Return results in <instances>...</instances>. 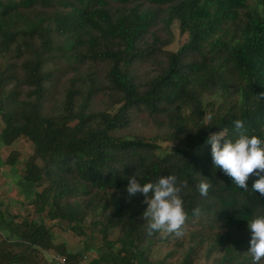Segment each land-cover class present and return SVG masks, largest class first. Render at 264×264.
I'll list each match as a JSON object with an SVG mask.
<instances>
[{
  "label": "trees",
  "instance_id": "1",
  "mask_svg": "<svg viewBox=\"0 0 264 264\" xmlns=\"http://www.w3.org/2000/svg\"><path fill=\"white\" fill-rule=\"evenodd\" d=\"M174 24L185 38L167 50ZM100 92L109 105L95 110ZM261 92L264 0H0V142L32 143L17 182L38 215L6 216L0 202V264H251L248 223L264 214V196L251 190L259 177L237 187L215 168L208 137L224 129L235 140L240 119L264 139ZM205 95L216 99L209 108ZM138 112L154 135L127 132ZM170 174L188 185L184 235H148V205L128 193L129 178ZM46 219L85 236L83 247L55 242ZM92 234L97 248L85 241ZM86 250L96 252L88 263Z\"/></svg>",
  "mask_w": 264,
  "mask_h": 264
},
{
  "label": "clouds",
  "instance_id": "2",
  "mask_svg": "<svg viewBox=\"0 0 264 264\" xmlns=\"http://www.w3.org/2000/svg\"><path fill=\"white\" fill-rule=\"evenodd\" d=\"M259 99L264 100V92L259 93ZM212 120V116H208ZM237 130L235 140L227 138L226 130L210 133L208 142L211 143V154L215 168L223 170L233 183L244 190H248L247 181L251 175L259 178L253 183L251 190L264 196V139L255 134H249L244 129L242 120L234 121ZM221 140L224 143L221 144ZM127 191L134 196L141 193L148 205L143 217L147 223V233L155 232L174 234L177 238L184 235V227L188 220V213L184 206L182 190L188 187L187 182L178 184L177 176L170 174L160 176L155 182L141 183L135 177L129 178ZM211 188L210 182L202 179L198 185L201 196L206 197ZM194 214L200 213L199 208L192 210ZM248 228L251 230L250 248L251 264L264 262V214L254 216L249 220Z\"/></svg>",
  "mask_w": 264,
  "mask_h": 264
},
{
  "label": "rangeland",
  "instance_id": "3",
  "mask_svg": "<svg viewBox=\"0 0 264 264\" xmlns=\"http://www.w3.org/2000/svg\"><path fill=\"white\" fill-rule=\"evenodd\" d=\"M252 2L253 0H249ZM174 40L170 45L164 47L167 50H175L183 41L185 36L179 34V29L176 24L173 25ZM156 66V65H154ZM154 66L144 65L142 71L154 70ZM69 75H64L59 80H57V85L55 86L52 95L48 98L46 102V108L51 111H57L59 108V102H61L64 83ZM214 96L205 95L206 107H210V102L214 100ZM216 100V99H215ZM220 100V98H218ZM217 102V101H216ZM92 108L95 110L104 109L109 105V98L106 94L102 92L97 93L94 99L91 101ZM3 127V123L0 118V131ZM156 128L151 121H146L145 114L138 112V115L128 128L127 132H135L137 134H144L147 137L155 134ZM33 152V145L26 137H19L10 145H4L0 142V202L2 203V209L6 211V216L8 213L11 214H21L22 216L29 218H37L38 215L34 211V206L30 204L29 199L25 198V194L21 190V186L17 182L18 175L21 174L24 162ZM13 156L15 158V163L13 166L7 163V158ZM14 168V170H13ZM8 212V213H7ZM48 225L52 226L53 232L55 233V242H64L67 248L71 251H76L83 247L82 239L85 236L79 237L75 233L69 231L66 228L64 222L62 226L56 225L48 219L45 220ZM89 234V233H88ZM88 245L97 248L99 245V240L97 235L94 234L87 237L85 240ZM169 247L166 245L158 246L155 248L153 257L162 258L165 253H167ZM85 263H88L91 258L96 256L95 250H86ZM47 257V254H45ZM170 262V259L168 260ZM176 259H172L175 262Z\"/></svg>",
  "mask_w": 264,
  "mask_h": 264
}]
</instances>
